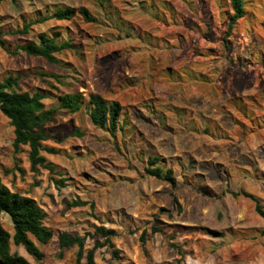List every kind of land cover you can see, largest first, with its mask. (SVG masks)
Returning a JSON list of instances; mask_svg holds the SVG:
<instances>
[{
	"label": "rangeland",
	"instance_id": "obj_1",
	"mask_svg": "<svg viewBox=\"0 0 264 264\" xmlns=\"http://www.w3.org/2000/svg\"><path fill=\"white\" fill-rule=\"evenodd\" d=\"M67 7L87 8L95 21L77 14L37 23ZM232 14L230 0L0 1L9 50L0 48V80L17 78L21 91L44 94L46 109L58 108L61 95L84 96L80 111L59 109L42 127L44 146L58 152H42L53 171L31 169L29 146L15 150L14 128L0 112L2 182L34 198L53 232L46 245L31 236L42 260L13 242L12 253L31 264H77V246L59 255L66 232L85 238L87 264L105 227L116 231L114 247L97 248L95 264H264V222L252 200L232 195L245 191L264 204V0H246L227 48ZM26 25L29 33H19ZM40 34L74 48L55 64L10 53ZM223 68L218 84L203 81ZM92 94L122 104L115 134L93 125ZM235 98L253 116L236 111ZM149 157L160 159L152 168L174 171L175 189L146 172ZM0 218L13 235L11 217Z\"/></svg>",
	"mask_w": 264,
	"mask_h": 264
},
{
	"label": "trees",
	"instance_id": "obj_2",
	"mask_svg": "<svg viewBox=\"0 0 264 264\" xmlns=\"http://www.w3.org/2000/svg\"><path fill=\"white\" fill-rule=\"evenodd\" d=\"M3 1V0H0ZM16 3L19 0H11ZM233 14L230 16L228 21V33L224 38V43L227 44L229 35L233 31L235 25L246 16V0H230ZM80 14L86 22H94L95 18L91 15L87 8H63L55 11L51 16L44 20H38L37 23H43L50 19L58 21L72 20ZM30 25H26L24 30L19 32L22 34H28ZM0 48L8 50V42L5 39L4 33L0 30ZM74 45L70 42L58 43L55 37H50L45 34L38 36V41H31L25 45H19L10 52L12 54H18L23 52L28 56L42 57L50 63H57L56 54L61 53L64 50L73 49ZM213 72L217 75L216 80H207L203 77V81L207 84H218L219 77L223 70ZM252 71V70H251ZM250 71V72H251ZM246 79L252 78L253 73L245 72ZM207 77V76H206ZM250 77V78H249ZM261 80V77H258ZM249 81V80H248ZM233 90V89H232ZM211 89L206 90V96L210 97ZM233 92V91H232ZM234 93V92H233ZM238 92L234 94L237 95ZM228 96L232 94H227ZM46 98L44 94L24 92L19 89L18 79L9 77L4 80H0V112L8 118L11 126L14 128L15 138L13 141V147L16 151H19L22 146H29L31 169L36 171L38 166L51 169L47 164V159L42 155L43 151L50 154L58 153L54 148H46L44 142L47 140L45 131L42 129L43 126L50 123L58 110H69L73 113L80 111L83 107L84 96L80 93H67L59 96V107L46 109L43 100ZM226 98L224 95L222 98ZM216 99V95H215ZM238 104L235 105L236 111L248 109V105L245 99L235 98ZM89 105L91 106L90 118L93 125L100 129H108L111 134H115L119 129V124L123 116V106L118 101L109 102L101 94H92L89 97ZM250 112V111H249ZM253 116V112H250ZM160 161L158 157H149V166L146 168V172L151 176L167 181L171 184L172 188L177 187V179L172 169L167 170L164 173L160 167L152 168V165L157 164ZM234 197L240 195L252 200L255 204L256 213L262 218L264 222V204L261 200L245 191L240 194L232 193ZM174 203L178 207V211H182V207L175 195H173ZM85 202L76 203V205H85ZM6 213L11 217L13 222L14 233L13 235L7 231L0 218V264H31L26 258L19 255L18 253H12L11 243L15 246H22L26 252L33 256L36 260H42L44 254L41 252L36 243L31 239V236L36 238L40 243L46 245L53 238V232L45 225L47 218L46 212L39 205V203L32 197L23 196L19 193L13 192L10 188L3 184L0 177V215ZM160 232L158 228H153V233ZM97 233L105 239L103 243H96L95 247L89 250L86 254L87 264H95L94 254L95 250L100 247H114L112 238L115 237L116 231L113 229H107L105 227L97 228ZM264 236V230L262 232ZM142 243L145 244L146 232L141 237ZM84 242L85 238L80 236H71L66 232L59 235V246H60V257L64 256L65 250L78 247L76 263L80 264L84 256Z\"/></svg>",
	"mask_w": 264,
	"mask_h": 264
}]
</instances>
